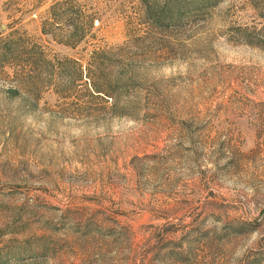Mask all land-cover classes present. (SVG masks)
Here are the masks:
<instances>
[{
    "label": "rangeland",
    "instance_id": "374dc122",
    "mask_svg": "<svg viewBox=\"0 0 264 264\" xmlns=\"http://www.w3.org/2000/svg\"><path fill=\"white\" fill-rule=\"evenodd\" d=\"M0 264H264V0H0Z\"/></svg>",
    "mask_w": 264,
    "mask_h": 264
},
{
    "label": "trees",
    "instance_id": "16d2710c",
    "mask_svg": "<svg viewBox=\"0 0 264 264\" xmlns=\"http://www.w3.org/2000/svg\"><path fill=\"white\" fill-rule=\"evenodd\" d=\"M153 7H154V8H153ZM150 8H151V7L148 8L149 11L151 10ZM152 10H154L153 13H151V14H152V20H155V15H156L157 12H158L157 9H156V6H155V5L152 6ZM157 18H158V17H157ZM43 31H44V32H47L46 29H45V26H44V28H43ZM94 90H95L96 93H102V94H104V92H103V91H99L95 85H94Z\"/></svg>",
    "mask_w": 264,
    "mask_h": 264
}]
</instances>
